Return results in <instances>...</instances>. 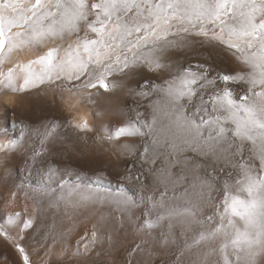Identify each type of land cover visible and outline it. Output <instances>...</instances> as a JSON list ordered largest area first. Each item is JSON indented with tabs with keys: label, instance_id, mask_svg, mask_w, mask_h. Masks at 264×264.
<instances>
[{
	"label": "snow or ice",
	"instance_id": "1",
	"mask_svg": "<svg viewBox=\"0 0 264 264\" xmlns=\"http://www.w3.org/2000/svg\"><path fill=\"white\" fill-rule=\"evenodd\" d=\"M190 38L222 46L246 70L213 76L207 64H197L167 73L161 84L145 81L151 90L139 95L159 96L147 105L151 111L137 112L106 138L141 140L135 175L142 187L151 180L153 194L146 199L149 213L155 212L146 229H159L167 244L174 233L195 227L192 242L181 246V255L198 249L191 264H257V257L264 258V0H0V66L16 51L41 50L0 73V90L52 87L73 110L92 102L89 89L115 88L109 76L142 64L166 68L165 53ZM58 126L52 121L44 136ZM71 126L91 131L86 120ZM16 144L12 139L3 147ZM45 175L51 180L55 171L50 167ZM127 179L117 177L115 192L77 185L68 196L130 211L137 201L125 191ZM57 187L63 191L64 183ZM33 191L48 187L42 181ZM221 192L214 213L201 216ZM14 219L9 216L8 224ZM31 227V219L23 222V229Z\"/></svg>",
	"mask_w": 264,
	"mask_h": 264
},
{
	"label": "bare ground",
	"instance_id": "2",
	"mask_svg": "<svg viewBox=\"0 0 264 264\" xmlns=\"http://www.w3.org/2000/svg\"><path fill=\"white\" fill-rule=\"evenodd\" d=\"M201 43L209 51L199 50ZM50 46L51 43L46 45L45 50ZM197 53L217 56L224 51L217 44L190 38L184 46L170 48L165 53L161 63L166 68L142 64L109 76L107 79L115 88L108 92L89 89L85 95L95 94L92 102H81L73 110L65 108L52 87L41 86L30 93L0 90V222L39 264H191L198 249L194 247L181 255V246L192 242L195 227L182 235L174 233L167 244L159 238V229L144 227L146 220L155 218V212L149 213L146 199L153 194L151 180L146 179L143 187L136 180L140 138L123 136L109 140L106 137L114 128L136 118L132 112L128 113L130 102L145 116L151 111L147 105L159 96L155 92L149 97L139 95L141 91L151 90L150 85L143 87L145 81L161 84L169 78L167 73L175 74L190 66ZM38 54L41 50L16 51L11 61L6 59L0 66V73L14 67L15 62L34 59ZM197 64L201 63H192ZM85 120L91 131L71 126ZM52 121H59V126L45 137L44 132ZM12 139L17 140L15 147L10 150L3 147ZM50 167L55 171L51 180L45 175ZM118 176L128 178L125 191L137 201L130 211H120L108 203L81 201L78 193L68 196V189L77 185L81 190L110 187L115 192ZM42 181L48 191H33ZM58 182L64 183L63 191L57 187ZM222 198L221 192L211 205L203 207L200 215L213 214ZM9 216L15 217L14 223L8 224ZM28 219L32 227L23 229V222ZM93 231L95 243H91ZM0 264H21L1 234ZM257 264H264V258L257 257Z\"/></svg>",
	"mask_w": 264,
	"mask_h": 264
},
{
	"label": "rangeland",
	"instance_id": "3",
	"mask_svg": "<svg viewBox=\"0 0 264 264\" xmlns=\"http://www.w3.org/2000/svg\"><path fill=\"white\" fill-rule=\"evenodd\" d=\"M56 43H62L60 41H57ZM205 44H200L199 45V50H208L209 51V47H207V45ZM220 46V45H218ZM222 47V46H220ZM224 53L223 54H219L217 56L213 55V56H208V55H203V53L201 54H196L194 57H192V60H190L191 65L192 63H201V64H207L211 69H212V73L211 75H215L216 71L222 70V71H226V72H232L233 70L236 71H245V66L238 61L235 57H233L226 49H224L222 47ZM208 56V57H207ZM194 58V59H193ZM213 58V59H212ZM194 60V61H193ZM108 80V79H107ZM141 80L144 81V78H141ZM109 82V81H108ZM236 88L237 91H240V86L236 85L233 86ZM92 90H96V91H103V92H108L109 90L105 91L104 89L101 88H96V89H92ZM134 107V108H131ZM128 108L130 109V111L128 113H131L133 116L137 114V112H139L138 108L135 105H132V103L130 102L128 104ZM133 109V110H132ZM124 111H127V109L125 108ZM133 152H134V148H132ZM142 151V148L139 149V152ZM98 159H94L93 161ZM96 161V162H97ZM96 162H92L94 165H98V163ZM130 168L131 165H130ZM136 170V168H135ZM0 172H1V166H0ZM149 218V217H148ZM0 224H2L0 222ZM0 234L2 236V238L4 240H6L15 250L17 258L20 259L21 264H26L25 260H24V256L27 255L28 256V261L27 264H39L38 261H36L33 256L31 255V253L28 251V249L18 240L16 239L12 234L9 233V231L6 229V227L4 226L3 231H0ZM23 247L24 248V252L20 251V248Z\"/></svg>",
	"mask_w": 264,
	"mask_h": 264
}]
</instances>
